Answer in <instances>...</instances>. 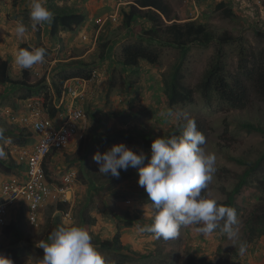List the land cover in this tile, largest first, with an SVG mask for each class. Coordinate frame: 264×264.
I'll return each instance as SVG.
<instances>
[{"label": "rangeland", "instance_id": "rangeland-1", "mask_svg": "<svg viewBox=\"0 0 264 264\" xmlns=\"http://www.w3.org/2000/svg\"><path fill=\"white\" fill-rule=\"evenodd\" d=\"M167 1L172 6L179 22L198 21L207 23L211 29L218 32L228 31L233 35L243 36L246 41L248 40L246 47L249 50L264 47V0ZM27 2L28 0H0V56L8 61L11 69L10 76L13 79H18L23 70L14 63V55L21 44L28 45L30 50L39 47H50L51 49L55 42L48 36L50 24L32 26L33 22L29 16ZM220 2L231 7L235 15L233 19L220 17L215 10L216 5ZM55 4L59 8H70L81 12L85 17V23L83 26L75 28L73 32L62 33L63 35L71 33V40L75 39L74 43L77 47L69 49L67 53L64 52V47L61 44L57 50L52 49V52L47 48L50 53L46 56L45 62L29 69L30 83H35L45 77L43 85L48 87L54 74L66 65L75 63L74 61L88 63L91 65L90 69L96 70L99 74L97 82L99 85L95 90L98 91L95 104L93 99L92 104L85 107L86 126L83 130V142L80 144L77 154L79 159L76 155L73 157L74 162H80V165H77L79 168L77 174H81L82 178L81 187L76 194L74 193L75 199L77 197V204L73 208L76 214H80L85 205L86 215L90 213L88 216L94 219L93 225L82 228L90 232L92 236L106 240H110L119 228L122 244L136 254L127 264L167 262L158 254V249L161 247L172 252L170 260L175 261V264H186L187 258L191 256L196 259H204V262L198 261L195 264H224L218 258L219 245L235 248L238 241L234 243L226 236L221 235L218 230L211 235L201 236L195 231V226H184L179 230L177 237L165 240L156 238L153 234L139 233L137 225L124 227L123 223L129 222L130 219L137 221L139 225H144V222L150 224L149 210L147 208L143 210V205L147 202V195L144 189L137 184V170L129 168L127 171H120L119 178L110 175L104 176L99 173L98 165L92 157L97 151L103 153L118 144H124L136 154L143 152L150 157V149L142 146L143 141L137 136V132L143 130L145 133H150L152 137L164 135L172 127L181 132V125L186 122L183 118L186 113L189 118L198 122L199 131L206 137V144L202 146L204 150L214 153L216 156V172L205 189L206 194L209 199L222 200L224 196L220 193L219 187L230 188L232 183L231 180L223 178V171L236 174L241 172L240 167L226 158L230 156L254 160L264 148V138L261 135L247 134L237 128L240 121L255 123L260 119L264 123V102L259 101L253 93H250L251 102L247 110L232 111L228 110L227 106L217 104L214 100L205 104L195 92L193 104L171 109L174 114H178L179 118L177 115L166 118L161 115L169 110L163 94V81L168 78L178 62V53L165 50L157 65L152 66L141 62L138 73L125 72L116 65L115 61L121 45L132 41L130 38L136 34L124 31L120 19H117L119 10L125 5V1L86 0L83 3V0H77L74 3L73 0H69ZM111 17H116L115 21ZM17 21L26 23L30 29L22 39L18 38L14 31ZM106 25L111 27L109 32L105 30ZM104 32L108 33V38L111 41L108 55L110 62L105 61L100 67H97L99 62H93L90 55L96 52L98 36ZM62 53L63 56H60ZM211 53L212 49L204 50L194 47L185 57L183 67L185 81L189 88L195 89L199 83ZM227 53L229 69L231 73L236 74V50L234 47H230L227 49ZM84 54L86 55L83 58L68 60L70 57H81ZM54 59L56 62L52 63ZM22 94L23 91L18 87L0 86V123L7 125L2 109L9 108L17 112V98H20ZM8 127L11 130L16 128L15 125ZM121 132L124 134H118L121 136L120 138L117 133ZM103 133H105V139L111 144L95 146L92 143V137ZM0 147H2L1 143ZM132 170L135 174L125 178ZM90 177L98 180V183L95 182L94 185L98 189L101 187L102 192H97L87 184V182H91ZM111 184L113 191L104 190ZM127 199L131 201V204L126 203ZM253 202L254 199H249L246 205ZM127 213L130 214V217L126 215ZM237 219L239 223L236 227L240 235L244 216L239 215ZM61 222L66 226L79 225L78 221L72 220V218L65 222L61 217ZM43 236L41 225L36 235L30 238L31 242L27 247V252L17 260L10 259L12 264H36L35 260L43 256V250L36 246ZM19 245L27 246L26 243ZM5 247L13 246L5 237H2L0 238V256L9 259L3 251ZM96 249L109 262L111 261V254L97 247ZM227 264H264V237L248 245L245 254L239 253L237 258H231Z\"/></svg>", "mask_w": 264, "mask_h": 264}, {"label": "trees", "instance_id": "trees-1", "mask_svg": "<svg viewBox=\"0 0 264 264\" xmlns=\"http://www.w3.org/2000/svg\"><path fill=\"white\" fill-rule=\"evenodd\" d=\"M67 1L69 0H47V8L54 13V20L49 25L48 30L51 39L57 40L60 32H72L75 28L83 26L85 23V17L81 12L70 8H59L55 4ZM73 1L74 3L77 2V0ZM85 1L83 0V3ZM113 1H125V5L119 10V18L117 19H120L121 27L124 31L136 33L133 38H130L132 41H127L120 47L115 63L122 70L136 74L139 71L141 62L152 66L157 65L165 50H172L178 53V62L168 78L163 81V94L169 109L193 104L195 92L198 93L205 104H209L214 100L217 104L227 106V109L232 111L247 110L251 102L250 93H253L259 101L264 102V47L249 50L246 47L248 40L246 41L243 36L233 35L228 31L218 32L211 29L207 23L198 21L188 20L186 22H179L175 17L172 6L167 0ZM215 10L223 19H233L235 17L231 7L226 6L223 2L218 3ZM24 25L30 30L26 23ZM108 25L105 26L106 32H109L111 29ZM108 37V33L104 32L100 34L98 36L96 52L90 55L93 62H99V65H96L97 67H100L105 61L110 62L108 55L111 49V41ZM194 47L204 50L212 49V53L199 83L195 89H191L185 81L186 76L183 61ZM230 47H234V50H236V74L231 73L229 69L227 49ZM20 48L30 50V47L26 44H21L18 49ZM49 53L50 51L46 48V56ZM74 62L59 69L52 77L50 87H46L43 85L45 77L35 83H30L29 69H23L21 76L18 79H13L10 76L8 61L0 58V86L18 87L19 90L23 91L20 98H17L18 101H21L17 104L18 109L21 108L26 100L43 95L48 114L53 119L59 110L53 108L51 103L53 98L49 96V89L56 97H59L62 86L66 81L71 79L89 80L92 77L91 74L94 69H90L91 65L83 61ZM97 95L98 91H95L85 107L92 104L93 99L95 104ZM196 125L199 130L198 122H196ZM15 126L16 128L13 130L3 133L4 138L11 139V143H8V146L25 148L33 146L36 143V138L33 137L30 131L24 127L20 128L18 124ZM237 128L247 134H259L264 138V123L260 119L255 123L240 121ZM118 134L122 135L124 133ZM180 134L181 132L174 130L173 127L164 135L156 137H152L150 133H145L143 130L137 132V136L143 141L142 146L148 149H150L152 141L158 137L170 138L172 136H179ZM118 136L121 138L120 135ZM82 140L81 143L83 142ZM2 142H6V139H0V143L3 146ZM30 142L31 144H29ZM92 143L95 146L111 144L110 141L105 139V133L94 135ZM3 150L6 153V158L0 159V173L11 174L15 170L23 169L24 166L14 160L10 147L9 149L4 147ZM59 155L63 158L66 157L64 152L50 151L43 162L45 178L52 184H60L59 175L61 174L52 169V162ZM226 159L240 167L241 172L236 174L221 170L224 174L223 178L231 180L232 183L230 188L219 187V191L224 198L216 201L220 205L234 208L237 217L242 215L244 216V220L241 225L237 247H222L221 244L217 249L219 252L218 258L224 264L230 262L231 258L238 257L240 241L246 242L248 246L264 237V148L254 160L230 156ZM133 174H135L134 170L125 178H129ZM78 179L82 181L81 174H79ZM89 179L91 182H87V184L92 189L97 192L103 191L101 187L99 189L95 187V182L98 183L97 179L93 177ZM104 190L111 192L114 189L111 184V186H107ZM202 195L208 198L206 190L202 192ZM249 199H254V202L246 205ZM76 200L77 197L73 205L74 208L77 204ZM126 201L131 204L130 200L127 199ZM73 207L70 209L69 203L53 201L40 208L43 215L42 229L44 237H47L57 226H66L61 222V215L68 211L71 212L72 220L76 219L78 221V226L90 227L93 225L94 219L89 217L90 213H88L89 216L86 215L85 205L82 207L83 210L80 211V214H76ZM248 208H250L249 211H247ZM126 215L130 217L129 213ZM132 220L130 219L128 220L129 222L123 223V226L126 228L133 227V225L136 226L138 222ZM149 221L151 223V219ZM88 233L92 238L94 246L111 254L112 259L110 264H127L136 255L126 245L122 244L119 228L110 240L98 239V237L92 236L90 232ZM2 234L9 244L13 246L4 251L9 259L17 260L22 254L27 252V247L31 241L26 236L24 213L22 211L2 229ZM22 242L26 243L27 246L17 247ZM162 248L158 249V254L162 258H165L167 262L162 263L160 261L159 264H175V261L172 262L170 260L172 252ZM198 261L204 262V259H196L191 256L187 258L186 264H195Z\"/></svg>", "mask_w": 264, "mask_h": 264}, {"label": "clouds", "instance_id": "clouds-1", "mask_svg": "<svg viewBox=\"0 0 264 264\" xmlns=\"http://www.w3.org/2000/svg\"><path fill=\"white\" fill-rule=\"evenodd\" d=\"M46 5L47 0H28L33 27L51 24L54 20V13ZM14 31L22 39L28 29L22 21H17ZM45 59V47L20 48L14 55V63L20 69L43 64ZM161 115L166 118L177 115L179 118L171 109ZM183 118L186 122L181 125V134L154 139L150 145V157L118 144L103 153L97 151L92 159L104 176L119 178L121 170H137V184L147 195L143 210L147 208L151 217L150 224H137L139 233L168 240L177 237L181 227L195 226V231L201 236L218 230L235 243L239 240L236 210L202 195L216 172V156L202 147L206 144V137L197 129L195 120L186 113ZM0 139L11 143L10 138L3 137V129H0ZM3 158H6V153L0 147V159ZM126 203L129 205L128 201ZM36 246L43 250V256L35 260L36 264H110L92 244L90 234L77 225L57 226ZM238 251L241 255L246 253V242H239ZM0 264H12V261L0 256Z\"/></svg>", "mask_w": 264, "mask_h": 264}, {"label": "built area", "instance_id": "built-area-1", "mask_svg": "<svg viewBox=\"0 0 264 264\" xmlns=\"http://www.w3.org/2000/svg\"><path fill=\"white\" fill-rule=\"evenodd\" d=\"M115 18L111 17L113 21ZM91 75L89 80L66 81L59 97L49 89L53 108L59 110L53 119L48 114L43 95L26 100L17 112L4 110V116L11 123L30 131L36 143L25 148H11L14 160L24 166L25 177L22 181L7 180L0 185V230L8 225L10 211L14 214L22 211L27 226L38 230L41 207L53 201L69 203L70 209L73 207L75 196L69 199L68 194L73 191L75 174L60 172V184L49 183L45 178L43 162L50 151L64 152L83 139L85 106L99 85L97 71L94 70ZM70 219L71 212L62 214L63 221Z\"/></svg>", "mask_w": 264, "mask_h": 264}, {"label": "crops", "instance_id": "crops-1", "mask_svg": "<svg viewBox=\"0 0 264 264\" xmlns=\"http://www.w3.org/2000/svg\"><path fill=\"white\" fill-rule=\"evenodd\" d=\"M73 31H75V30H73ZM62 33H65V31L60 32L58 34V36H57L58 39L57 40L52 39L55 42H53V46H52L51 49H50V47H47V48H49L51 50V52H52V49L57 50V47L58 46L60 47V44H61L62 47H64V52L65 53H67L69 49H73L74 47H77V45L74 43L75 42V39L73 38V40H71L72 39L71 33L70 34H66V35H63ZM48 36H49V34H48ZM88 52H86V54H88ZM86 54H84L81 57H70L68 60H76V59H79V58H83ZM60 56H63V53ZM0 58H2V56H0ZM55 60L56 59H54V61H52V63L53 62H56ZM9 72H11V69H10ZM17 102H21V101H17ZM5 109H9V108H5ZM2 114H3V112H2ZM6 121H7V125L6 124H3V123H0V129H3V133L11 130L8 126L9 125H13L9 120H6ZM6 143L7 142H4L3 143V146H2L3 149H4L5 146H6L7 149H9V146L8 145H5ZM80 143H81V140H80ZM80 143L78 145H76L74 147H71L68 150L64 151V154L66 155L65 158H63L61 155H59L52 162V169H54L55 172L57 171L58 173L59 172L68 173L70 171V172H72V173L75 174V180L72 183V190L74 191L75 194L78 191V189L81 187V183H82V181H80L78 179V176L79 175L77 174L78 173V169H79L77 167V165L79 166L80 165V162H74V160H73L74 155H76V157L79 159V157L77 156V154H78L79 149H80ZM29 144H31V142ZM24 177H25L24 167H23V169H19V170L13 171L11 174H3V173H0V185L3 182L7 181V180L22 181L24 179ZM73 191H72V193H69L68 194V198L69 199H71V197H74L75 196L74 193H73ZM17 214H18L17 212L14 214L13 212L10 211V213H8V216H7L8 223L12 219H14L17 216ZM38 217H39L40 222H42L43 221V215L41 214V211L38 212ZM25 232H26V236H28L29 238H33L36 235L37 230L30 229L27 226V224L25 223ZM2 237H4V236L2 234V230H0V238H2ZM44 238L45 237L43 236V238H41V240H44ZM20 246H22V245H19L18 244L17 247H20ZM6 249H7L6 247L3 248V251H5Z\"/></svg>", "mask_w": 264, "mask_h": 264}]
</instances>
